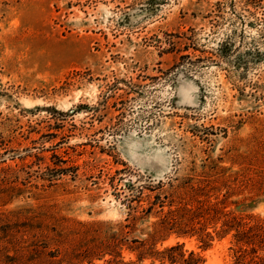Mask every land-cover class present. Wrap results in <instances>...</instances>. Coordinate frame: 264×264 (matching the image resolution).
Here are the masks:
<instances>
[{
    "label": "rangeland",
    "instance_id": "374dc122",
    "mask_svg": "<svg viewBox=\"0 0 264 264\" xmlns=\"http://www.w3.org/2000/svg\"><path fill=\"white\" fill-rule=\"evenodd\" d=\"M246 237L264 256V0H0V264Z\"/></svg>",
    "mask_w": 264,
    "mask_h": 264
},
{
    "label": "trees",
    "instance_id": "16d2710c",
    "mask_svg": "<svg viewBox=\"0 0 264 264\" xmlns=\"http://www.w3.org/2000/svg\"><path fill=\"white\" fill-rule=\"evenodd\" d=\"M184 210L188 213L186 208ZM160 224L158 232L163 238L172 231L178 236L197 232L196 228L189 226L187 223H183L182 219L176 221L173 218L164 216L160 220ZM239 236H243L244 238L246 235L239 234ZM201 241L200 247L207 248L210 246V243L205 240ZM256 245L258 244L252 241L250 237H246L245 240L237 238L235 246L231 248L233 252L232 264H264V256L257 254ZM131 251H137L135 259H131L127 262L121 259L114 260L115 257L120 256L119 253H117L114 255L113 259L106 260V264H142L145 258L152 259L151 263L148 264H154L155 259L161 262H167L168 264H203L204 261L198 252L194 250H185L181 242H176L159 250L155 249V247L150 244L149 240H143L142 242H137V244L131 248Z\"/></svg>",
    "mask_w": 264,
    "mask_h": 264
}]
</instances>
